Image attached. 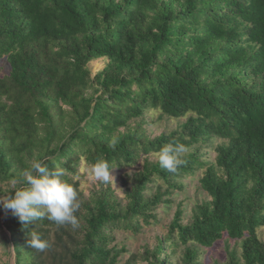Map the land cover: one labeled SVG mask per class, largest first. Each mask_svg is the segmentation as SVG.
<instances>
[{"label":"trees","instance_id":"16d2710c","mask_svg":"<svg viewBox=\"0 0 264 264\" xmlns=\"http://www.w3.org/2000/svg\"><path fill=\"white\" fill-rule=\"evenodd\" d=\"M2 58L0 183L21 182L41 160L65 169L81 203L75 229L47 219L22 228L5 211L14 264H136L135 254L118 259L112 233L156 222L158 206L200 169L210 200L187 223L179 204L146 264H204L201 249L224 235L241 240L240 254L212 264H264V0H0ZM99 58L107 61L91 76ZM151 111L186 120L149 139L130 124ZM215 139V160L205 162L198 150ZM168 143L185 144L187 162L169 173L145 158L127 204L80 190L81 158L129 167ZM32 230L50 247L30 248ZM164 247L179 257L162 256Z\"/></svg>","mask_w":264,"mask_h":264},{"label":"rangeland","instance_id":"374dc122","mask_svg":"<svg viewBox=\"0 0 264 264\" xmlns=\"http://www.w3.org/2000/svg\"><path fill=\"white\" fill-rule=\"evenodd\" d=\"M107 59L99 58L88 63L91 76L100 71ZM10 72V66L5 58L0 59V77L7 76ZM186 118L173 119L166 116H160L158 112H149L143 117L131 122L130 128L140 127L141 132L149 139L155 138L161 134H168L172 131L178 130L179 126L184 123ZM120 131H124L121 128ZM218 139L213 141V145H207L198 150V155L205 162H214L216 152L214 147L219 143ZM145 158L150 161L157 160V153H151L148 156H141L139 161L129 167H122L114 169L115 182L109 184H103L99 181L92 179L88 173V165L83 158L80 159L78 165L77 180L79 181L80 190L83 192L86 198H93L99 195L102 191L112 193L115 197L122 201L123 204H127L128 199L126 196L127 188H130L134 183V176L137 175L143 169V162ZM209 164V163H208ZM202 169L197 170L192 175H186L181 181V188L173 190L172 195L168 198L171 202L161 203L158 206L156 214H158L157 221H152L149 225L142 226L138 232L128 230H115L112 235L114 237L110 246H116L120 251L118 259L122 262H126L131 255L135 254L137 257L136 264H146L144 260V251L154 250L159 244V241L164 240L167 237L170 224L173 220L174 212L179 204L183 209V223H187L191 220L192 211L197 204L204 201H209L210 197L205 191H203L199 185V178L201 176ZM11 182V181H10ZM10 182L0 183V198H4L10 192ZM161 184L163 182L159 181ZM5 211L0 204V264H14L15 256L11 242L9 241L10 235L4 227ZM258 237L264 241V229H258ZM241 240H228L225 235L223 238L213 244L209 248L201 249V260L204 264H212L214 261H224L228 259L234 250L240 254ZM165 245V241L162 243ZM164 254L168 255L176 260L179 257V251L176 255H170V252L164 247ZM172 260V258H171ZM174 263V262H173ZM172 263V264H173Z\"/></svg>","mask_w":264,"mask_h":264},{"label":"clouds","instance_id":"9594fccd","mask_svg":"<svg viewBox=\"0 0 264 264\" xmlns=\"http://www.w3.org/2000/svg\"><path fill=\"white\" fill-rule=\"evenodd\" d=\"M119 137L113 136L110 144L115 147ZM189 149L183 143H168L158 151L157 160L161 169L176 173L185 159ZM118 166L106 159H97L88 168L90 177L103 184L115 182L114 169ZM65 169L61 165L53 168L41 160H32L23 174V180L10 182V192L0 198L4 210L18 218L21 227H27L30 222L47 219L59 226L70 225L73 229L79 227L76 213L81 207L76 189L63 177ZM27 236L30 248L43 252L50 247L47 240L32 230ZM30 237V238H29Z\"/></svg>","mask_w":264,"mask_h":264}]
</instances>
